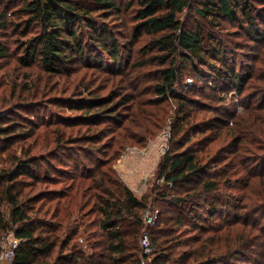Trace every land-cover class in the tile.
Here are the masks:
<instances>
[{"label": "rangeland", "instance_id": "1", "mask_svg": "<svg viewBox=\"0 0 264 264\" xmlns=\"http://www.w3.org/2000/svg\"><path fill=\"white\" fill-rule=\"evenodd\" d=\"M114 1L120 7L118 13L111 14L109 18L99 17L97 12L92 16L112 27L119 43L125 44L132 33L137 4L135 0ZM129 1L133 4L127 5ZM248 2L258 30L264 33V22L256 14L264 8V0ZM21 5L20 0H0V11L8 12L7 26L0 31V39L10 45L8 56L0 59V126L12 123L16 126L14 132L0 134V172L13 168L17 159L32 158L34 177L20 175L17 178L23 191L19 199L24 201L29 197L33 202L30 204L32 208L27 210L30 218L41 219L50 225L58 223L63 212L60 209L56 216L53 213L57 208L55 198L60 197V203L70 204L73 212L61 220L57 230L60 237L58 245L67 238L65 234L76 232L69 241V245H76V253L98 255L101 239L94 234L96 226L88 222L95 218L97 212L81 219L72 205L78 196L73 195L76 188H83L101 171L105 173L112 168L135 197H145L149 214L156 215L152 224L144 221L146 212H142L144 229L139 243L131 246V251L138 257L137 245L140 244L144 264H154L153 259L161 252L165 253L162 261L169 259L165 264H183L184 258L187 259L184 264H194V256L187 254L183 258V254L201 250L208 237L215 235L213 239L216 240L220 234V242L226 244L225 248L230 245L235 251L229 254L227 248L225 252L222 250L223 259L212 264H264V199L259 202V207L253 209L246 200L240 199L248 190L246 185L254 186L259 174L264 172V133L258 129L255 131L254 127L243 135L229 130L234 126L235 118L246 114L245 104H264V35L262 39L255 40L246 30L247 23L221 18L210 22L209 18L196 14L194 9L181 15L189 29L195 23L199 24L203 33H210L222 41L228 55L236 59L237 69L240 66L245 71L254 69V79H250L252 84L249 88L246 85L241 93L219 83H214V89L211 85L201 88L200 81L186 71L183 80L173 86L176 93L194 100L185 120L188 123L183 125L178 120L182 117L178 99L170 92L166 98L154 93L153 86L159 81L161 66L154 60L156 53L147 48L145 36L140 37L133 45L132 53H128L129 63L122 74H115L107 64L99 70L77 61L64 73L50 75L42 71L37 62L26 66L19 59L23 54L22 42L38 29L36 26L25 29L19 13ZM121 50L126 54L125 48ZM200 67L206 68L202 64ZM209 79L207 77L206 81ZM125 97L128 100L122 103ZM104 109L109 112H104ZM250 116L264 118V109L251 110ZM217 118L223 121L229 118L230 122L225 127L223 121L217 123ZM175 125L181 127L179 134ZM163 131H168L167 139L156 141L146 154L122 157L127 147L142 149L148 139H156ZM182 131L190 140L178 149V136ZM163 144L166 146L164 153L161 151ZM188 146L196 150L204 164L209 158V162H213V159L222 161L225 157L223 165L231 157H234L232 162L239 163L240 170L231 174L232 179H236H231L234 184H223L211 193L216 204V212L212 216L207 212L208 205L203 203V197L196 206L200 218L195 219L191 216L195 211L191 204L187 203L180 209L171 206L168 198L161 195L182 196L183 188L174 189L171 183L167 184L158 166L164 155ZM207 149L211 151L209 154ZM214 165L208 172L211 176L220 169L229 171L227 166ZM263 184L260 182L255 187V193L260 192L259 187L263 190ZM0 209L10 217L8 203L2 204ZM174 211H183L181 222H167L169 228L163 230L167 236L154 237L155 244H152L151 229L157 221H160V226L165 225ZM46 226L38 229V233L48 235L51 227L46 231ZM144 234L147 251L142 245ZM241 240L244 241L243 246L239 245ZM55 252L66 253L68 250L58 247Z\"/></svg>", "mask_w": 264, "mask_h": 264}, {"label": "trees", "instance_id": "2", "mask_svg": "<svg viewBox=\"0 0 264 264\" xmlns=\"http://www.w3.org/2000/svg\"><path fill=\"white\" fill-rule=\"evenodd\" d=\"M20 1L22 5L19 13L22 14V24L25 29L31 26L38 28L21 44L23 54L19 59L24 65L30 66L37 62L45 73L59 75L77 61H82L86 66L96 67L99 70L107 64L115 74H122L124 67L129 63L128 53H132L135 42L145 36L148 40L147 48L156 53L154 60L161 66L159 81L153 86L154 93L166 98V94L170 92L178 99L182 116L178 120L183 125L188 123L185 120L192 110L190 106H193L194 100L176 93L173 86L183 80L186 71L200 81L201 88L211 85L214 89V83H219L231 87L235 93H241L246 85V88H249L252 84L250 79H254V69L245 71L242 66L236 68V59L228 55L222 41L217 40L210 33H203L199 24L195 23L193 28L189 29L187 23L180 18L188 10L194 9L196 14L202 18H209L210 22L216 18L231 22L238 20L247 23L246 30L252 38L262 39L264 33L258 30L255 24V17L248 0H135L137 7L133 15L132 33L125 44L119 43L112 27L105 22L97 21L92 16L93 12H97V16L109 18L111 14L118 13L120 7L114 0ZM130 4L133 2H127V5ZM7 14L5 10L0 11V31L7 26ZM256 14L264 22V8L258 10ZM252 31L259 37L252 35L254 34ZM122 48L127 50L126 54L121 52ZM9 51V43L0 39V59L8 56ZM260 61L263 64V60ZM201 64L206 70L200 67ZM207 77H210L208 81H206ZM127 100L128 97H125L122 103ZM106 102L105 100L104 103ZM91 105L92 102L89 103V106ZM257 108L264 109L263 102L257 105L245 104L243 109L246 114L235 118L234 126L229 130L243 135L254 127L255 131L258 129L264 133V118L250 116V111ZM103 111L109 112L106 109ZM216 121L218 123L223 120L217 118ZM229 122V118L225 119L223 126H228ZM174 128L179 134L181 127L177 128L175 125ZM14 130H16L15 123L0 126V134ZM189 140L190 138L182 131L178 136V149L183 148ZM209 152L211 151H208V154ZM226 159L227 157L222 161L213 159V162H209V158L204 164L203 158L190 146L179 152L164 155L158 166L160 174L166 178L167 184L171 183L174 189L183 188V191H181L182 196H170L169 193H161V195L168 198L171 206L180 209L187 203L191 204V208L195 210L194 213L191 211V216L195 219L200 218L196 213V206L198 200L203 197L205 198L203 203L208 205L207 212L210 216L214 215L216 204L214 198H211V193L223 184L232 186L234 184L232 180L236 179H232L231 174H234L235 170H240L239 163L232 162L234 157L229 158L223 165L222 162ZM31 162L32 158L17 159L13 168L0 172V207L8 203L11 209L9 218L0 209V237L4 232L12 229L15 235L22 239L15 251L14 264H144L140 255V244L137 245L138 257L131 251V246L136 242L139 243L144 229L145 223L141 214L148 205L145 197H135L133 192L116 177L112 168L105 173L101 171L97 178L85 183L83 188H76L73 196L77 195L78 199L72 204L74 211L79 212L81 219L97 212L95 218L88 222L96 226L94 234L101 239L99 245L101 253L98 252V255L85 254L81 251L77 254L76 245H69L76 232L65 234L67 238L58 245L60 237L57 235V230L61 226V220L73 212L70 204L60 203V197L55 198L57 208L53 216H56L60 209L63 213L58 223L50 225L43 223L41 219L30 218L27 214V210L32 208L30 206L33 203L32 199H28L29 197L24 201L19 199L23 191L18 186L21 181L17 178L20 175L34 177ZM214 164L227 166L229 171L220 169L211 176L208 172L215 166ZM259 176L254 186L246 185L248 190L240 197L241 200L248 202L251 209L259 207V202L264 199V193H261L264 192V184L262 191L260 187L259 193L254 191L260 182H264V172ZM182 215L183 211H174L162 226L159 224L160 221H157L149 233L151 243H154V237L167 236V233L163 232L164 228H169L167 222L180 223ZM45 225H47L46 231L51 227L48 235L38 233V229H43ZM213 236L215 235L208 237L202 243L201 250L193 253L187 251L183 254V258L188 254L189 257H195L194 264H212L216 260L223 259V252L228 250L230 254L235 251L230 245L226 246V250V244L220 242L222 234L216 240ZM207 244L210 245L209 248L206 247ZM243 244L244 241L241 240L239 245L243 246ZM58 247H66L68 252L57 254L55 249ZM163 254L165 253L161 252L156 255L153 259L154 264L168 262L169 259L162 261ZM186 260V258L182 260L183 264L187 262Z\"/></svg>", "mask_w": 264, "mask_h": 264}, {"label": "built area", "instance_id": "3", "mask_svg": "<svg viewBox=\"0 0 264 264\" xmlns=\"http://www.w3.org/2000/svg\"><path fill=\"white\" fill-rule=\"evenodd\" d=\"M169 136L168 131H163L161 135H158L156 139H148L146 144L143 146L142 149H138L135 147H127L126 149L123 150L122 152V157L126 158L127 156H131L132 154H146V152L155 144L156 141L160 142L162 140H166L167 137ZM161 151L163 153L166 151V146L163 144L161 146ZM145 215L143 217L144 221L146 220L148 223H155V216H152L149 214V209H145ZM157 213V211H155ZM146 235L144 234V237L142 239V245L145 248L144 250L147 251V242H146ZM22 239L17 237L15 235V232L10 229L7 232H4L1 237H0V264H14V256H15V251L21 242Z\"/></svg>", "mask_w": 264, "mask_h": 264}]
</instances>
